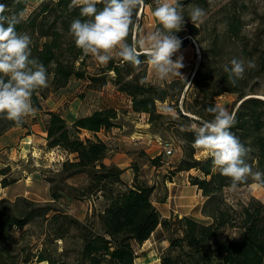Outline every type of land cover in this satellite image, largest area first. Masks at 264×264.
<instances>
[{
  "label": "trees",
  "instance_id": "1",
  "mask_svg": "<svg viewBox=\"0 0 264 264\" xmlns=\"http://www.w3.org/2000/svg\"><path fill=\"white\" fill-rule=\"evenodd\" d=\"M70 2L42 0L16 26L18 32H27L31 36L30 58L45 66L49 84L54 89L65 87L73 77L86 78L89 85L97 87L110 80L117 91L129 98L132 111L147 115L151 129L157 131L165 118V114L158 111L157 103L170 101L177 105L187 81L177 78L164 86L147 82L148 57L139 48L142 62L139 66L113 57L102 66V75L89 74L83 68L87 56L75 46L69 35L71 22L85 18L80 16L78 7L69 9ZM0 3L7 6L5 15L20 11L25 13L28 5L27 0H0ZM144 5L153 8L151 0H144ZM227 6L220 19L222 32L216 28L213 30V37L202 47L204 60L187 85V88L193 87L199 96L189 103L186 96L183 97V110L192 116L183 114L176 107L181 121L166 126L183 152L175 171L195 169L199 173L190 175L189 182L205 198L200 212L209 219L208 222L186 215L180 218L162 217L151 199L152 186L139 181L136 173L129 184L121 177L123 169L104 163L110 148L97 133L116 126L117 111L114 107L79 115L70 124L60 113L44 109L40 99H44L45 94L41 92L37 95L35 91L33 106L47 115L44 123L46 147L73 154L72 159L64 160L56 172L59 180L63 182L85 174L89 179L87 189L66 185L69 195L80 199L87 194L100 193L105 205L97 212L94 221H81L66 211L54 208L53 204L61 196L59 190L53 188L50 190V201L45 204L25 197H18L13 202L0 201V264H134L138 258L136 246L145 242L158 226L167 233L168 241L159 256L160 264H264V204L254 197L246 202H228L223 190L230 187V178L213 170L209 154L195 158V133L181 130L191 125L199 127L202 121L213 119L207 109L217 105L216 96L225 92L237 94L240 103L229 112L235 114V124L230 131L250 149L246 162L253 172H264V99L254 95L245 97L255 94V81L259 74H264V57H258L257 67L246 68L244 78L237 82V86L228 82L223 68L230 63H222L223 42L235 43L239 40V47L243 46L240 52L246 59L253 52L242 44L247 40L242 16L243 9L247 8L245 2L239 5L238 0H229ZM102 7L103 4L97 5L98 9ZM179 33L183 35V32L177 35ZM127 42L132 43L130 33ZM108 72L113 73L110 79L106 76ZM12 127H27V123L16 126L0 114V135ZM82 132H87L89 136L81 137ZM157 160L152 158L151 163L155 165ZM252 182L255 181L249 177L240 185ZM1 184L6 186V180L2 179ZM36 220L45 223L41 237L43 247L13 254L8 244L17 243L21 237H15L16 229L23 230ZM58 241L63 242L60 251L56 245Z\"/></svg>",
  "mask_w": 264,
  "mask_h": 264
},
{
  "label": "rangeland",
  "instance_id": "2",
  "mask_svg": "<svg viewBox=\"0 0 264 264\" xmlns=\"http://www.w3.org/2000/svg\"><path fill=\"white\" fill-rule=\"evenodd\" d=\"M41 1L27 0L28 5L24 17L37 7ZM242 1L247 6L246 9H243L242 14L245 23L244 34L247 40L243 41L242 44L247 45L248 50H251L253 54L246 59L240 52L243 46L239 47V40L235 43H229L226 40L222 45V63H230L233 58H237L244 60L245 64L251 60L257 67L258 57H264V0H238V4L240 5ZM170 2L181 6L180 11L185 18V24L179 31L183 32V35L178 37L181 41L186 38L183 41L185 42L184 46L171 57L173 61L183 57L184 67L180 69L182 76L169 75L166 79H160L147 60L146 81L156 86H164L173 79L181 78L186 80L187 84L177 101V105L170 101L157 103L158 111L165 114V118L161 121L163 125L159 126L157 131L151 129L147 115L132 111L129 98L117 91L110 80L104 86L97 87L94 84L89 85L86 78L76 79L73 77L65 87L59 89H54L48 81V87L37 90L36 94L39 95L43 92L45 98L40 99V102L44 109H51L60 113L70 124L75 119V115H84L99 108L114 107L117 111V118L115 121L116 126L108 130L110 131V137L106 141L109 148L116 152L120 151V153L128 154L131 159L129 167L133 174L136 173L139 181L148 185L151 184L149 185L153 187L151 199L161 216H178L180 218L186 215L201 222H208L209 219L205 218L200 212L205 198L199 193L197 187L189 182L190 175L195 176L199 173L195 169L175 171L176 165L183 157V152L180 143L166 129V126L178 124L181 121L176 114V107L183 114H187L183 110L184 96H186L187 103L194 97L199 96L193 87L187 88V85L190 83L194 71L204 60L202 47L213 37V30L216 28L218 32H222L220 19L229 7L227 6L229 0H170ZM151 4L152 9L151 5H144L137 10L138 27L130 30L131 42L134 39H142L148 33L163 30L157 19L152 15L157 6L156 0H151ZM193 6H199L205 12L202 21L197 22L196 25L191 22L189 16ZM136 19L137 17L134 16V20ZM177 34L178 32L175 33V35ZM221 39H223V36H221ZM140 50L144 53V49ZM112 56L116 60L120 59L115 51ZM102 66L104 65L99 64L91 55H88L85 58L83 68L89 74L102 75ZM112 75V72H108L106 76L110 79ZM253 92L255 94H249L245 97L254 95L264 99V74H259L257 77ZM215 101L217 105L229 112L240 103L237 94L227 92L216 96ZM78 105L79 107H77ZM46 118L45 113L36 111L34 116L26 118L27 127L20 128H27L26 133L29 132V128L30 130L33 128V132L38 135ZM116 127L120 129L116 131ZM119 131L120 135L124 136L123 138H127L122 147L118 146L115 141ZM84 136H89V134L82 132L81 137ZM22 138L23 135L18 132L17 127L9 128L0 135V172H2L0 174V201L13 202L18 197H25L38 204H45L50 201V190L53 188L59 190L61 196L53 204L54 208L66 211L81 221L86 219L94 221L97 212L105 205V200L100 193L87 194L85 197L75 199L69 195V188L66 186L70 185L86 190L89 184L86 175L79 174L68 178L66 181H60L56 172L60 169L61 163L67 158L56 150L59 148L46 147V149H43L41 145H35L37 148L35 155L32 151L31 153H25L24 150L33 144L31 140H25L21 143ZM160 140H170L172 142V154L166 155L163 153L158 143ZM207 155V151L195 148V158L199 159ZM151 157L158 158L155 165L151 163ZM122 161H126V156L123 157ZM2 179L6 180V186L1 184ZM223 195L228 202L233 204L238 201L246 202L251 197L264 204V186L256 182L240 185L235 191L227 187L223 190ZM44 224L41 220H36L28 224L23 230L16 229L15 237L20 235L21 237L17 243L8 244L13 254L20 250L35 251L42 248L41 237ZM229 235L234 236L233 233H229ZM166 236L167 233L158 226L145 242L140 246H136L138 258L134 264H160L159 256L168 245ZM56 245L59 248L58 251H60L63 242L58 241ZM48 246L53 247V245Z\"/></svg>",
  "mask_w": 264,
  "mask_h": 264
},
{
  "label": "clouds",
  "instance_id": "3",
  "mask_svg": "<svg viewBox=\"0 0 264 264\" xmlns=\"http://www.w3.org/2000/svg\"><path fill=\"white\" fill-rule=\"evenodd\" d=\"M156 3L152 15L163 30L148 33L129 44L127 37L131 29L138 27L137 10L144 6V0H71L69 9L78 7L80 16L85 19H74L69 35L85 56L91 55L101 65H107L115 51L124 62L139 66L141 52L137 49L140 48L144 49L148 63L160 79L169 75L182 76L183 57L175 61L171 58L182 44L175 35L185 24L181 6L170 0H156ZM99 4H103L100 9L97 8ZM6 11L7 6L0 3V114L21 126L27 117L35 115L37 109L33 106L32 96L35 91L48 87V76L45 66L30 58L31 36L16 30L23 22L24 12L5 15ZM204 15L199 6L191 7L189 16L194 25L201 22ZM254 67L251 60L245 64L244 60L233 58L223 70L228 82L235 87L244 78L246 68ZM207 111L213 119L202 121L199 127L191 125L181 129L194 131L193 147L207 151L212 158L213 170L230 178L233 191L249 177L264 185V172H253L246 162L250 149L230 131L235 124V114L219 105L209 107Z\"/></svg>",
  "mask_w": 264,
  "mask_h": 264
},
{
  "label": "crops",
  "instance_id": "4",
  "mask_svg": "<svg viewBox=\"0 0 264 264\" xmlns=\"http://www.w3.org/2000/svg\"><path fill=\"white\" fill-rule=\"evenodd\" d=\"M157 22H158V20H157ZM176 36L178 38L179 36H181V34L180 35H176ZM77 107H79V105ZM87 114H89V113H87ZM76 117L77 116L75 115L74 118H76ZM17 129H18V132L23 135V138L21 139L22 140L21 143H23L25 140L26 141L27 140H31V142L33 144L30 147L28 146L27 149L25 148L26 149V150H24L25 153L26 152L31 153V151H32L34 153V155H35L36 152H37V148L35 147V145H41V148H43V149L45 148L46 149V139H45L46 132H45L44 124H43V126H42V128H41V130H40L38 135H36L33 132V130H32L33 128H31V130L29 128V132L28 133H26L27 128L17 127ZM116 129H117L116 131H118L120 128L116 127ZM109 134H110V131H103V130L97 133V135L102 140H104L106 143H107L106 140H108L109 137H110ZM123 137L120 135V131H119V133L115 137V141L118 143V146L122 147V145L125 144L127 138H123ZM108 146H109V144H108ZM56 150L58 152H60L61 154H63L65 156V158H70L71 159L73 157V154H68L67 152H65L63 150H60V149H56ZM125 156H126V161H122L123 157H125ZM130 161H131V159L129 158L128 154L120 153V151L116 152V151H113L112 149L109 150V153H108L107 157L104 159V163H106V164H111L112 163V164H115L116 166L120 167L121 169H123L124 171H123L121 177H122V179H124L125 182H127L129 184L132 182L133 175H134L132 170H131V168L129 167V162ZM150 183H151V181H150ZM149 185H151V184H149ZM199 193H201L200 190H199Z\"/></svg>",
  "mask_w": 264,
  "mask_h": 264
},
{
  "label": "built area",
  "instance_id": "5",
  "mask_svg": "<svg viewBox=\"0 0 264 264\" xmlns=\"http://www.w3.org/2000/svg\"><path fill=\"white\" fill-rule=\"evenodd\" d=\"M162 151L166 155H170L173 152V144L170 140H160L158 141Z\"/></svg>",
  "mask_w": 264,
  "mask_h": 264
},
{
  "label": "water",
  "instance_id": "6",
  "mask_svg": "<svg viewBox=\"0 0 264 264\" xmlns=\"http://www.w3.org/2000/svg\"><path fill=\"white\" fill-rule=\"evenodd\" d=\"M186 115H188V114H186Z\"/></svg>",
  "mask_w": 264,
  "mask_h": 264
}]
</instances>
